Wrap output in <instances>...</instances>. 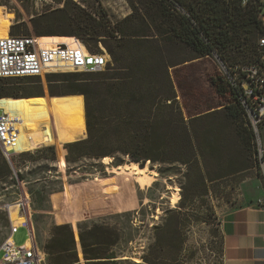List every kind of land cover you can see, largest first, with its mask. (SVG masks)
Wrapping results in <instances>:
<instances>
[{"label":"rangeland","instance_id":"rangeland-1","mask_svg":"<svg viewBox=\"0 0 264 264\" xmlns=\"http://www.w3.org/2000/svg\"><path fill=\"white\" fill-rule=\"evenodd\" d=\"M73 1L85 7L109 31L116 30L117 24L127 17H133L140 32L149 27L154 30L146 14L154 0ZM60 7L63 3L57 0H0L2 34H7V30L19 34L30 30L33 33V17L54 12ZM97 46L100 49V45ZM147 53L146 48L138 50L132 63L141 64L143 58L149 56ZM164 54L168 62L175 63L187 59L190 49L173 41L165 48ZM256 56L237 64H250ZM219 60L237 65L215 53L170 67L169 72L187 122L190 119L187 112L196 116L212 112V115L198 121L195 129L202 142L205 138L208 144L222 147V152L210 150L212 154L207 152L203 157L196 147V153L188 164L179 161L143 163L134 161L115 147L111 149L113 154L106 156L112 158L111 165L103 163L105 157H77V152L66 148L67 144L58 150V143L47 145L43 142L35 149L17 152L13 163L8 161L12 165L11 175H6V171L0 168V247L10 234V210L18 208L27 221L33 222L36 240L43 249L57 227L70 228L76 238L80 264H87L80 234L89 237L95 228L103 229L107 233L104 239L113 243L98 249L103 253H115L117 264H149L145 257L161 264H176L171 261L172 257H178L181 264H224L221 219L232 208L259 199L264 201V175L242 147L232 120L225 112H213L226 103L211 84V77L220 75ZM64 73L71 72L0 81V89L6 93L0 99L11 98L25 103L26 120L20 121L19 149L28 145L26 134L39 129L46 133L49 123L58 141L52 107L48 109L49 121L42 102L39 104V100L29 98L44 97L50 105L52 96L78 95L83 97L85 105L83 94L69 93L74 84L59 76ZM90 77L99 76L87 73L79 77L78 83ZM21 109L20 115L24 116L25 110ZM29 118L38 123L29 124ZM51 146L55 150H48ZM0 154H3L1 149ZM61 154L65 161L59 160ZM184 155L180 144L173 156L180 159ZM131 162L140 166L150 163V167L158 172V180L150 189L141 190L133 176L112 171ZM231 166L236 169L247 166V169L213 182L207 180V177L225 174ZM18 171L19 176H16ZM175 194L179 196L177 203L172 200ZM28 237L27 228L21 227L13 239L17 246H21ZM159 240L167 246L157 247ZM3 255L0 252V258ZM136 258L140 262L135 261ZM45 264H53L47 253Z\"/></svg>","mask_w":264,"mask_h":264},{"label":"trees","instance_id":"trees-1","mask_svg":"<svg viewBox=\"0 0 264 264\" xmlns=\"http://www.w3.org/2000/svg\"><path fill=\"white\" fill-rule=\"evenodd\" d=\"M57 1L63 3V7L31 19L33 33L30 30L22 34L7 30V34L3 35L35 34L51 39L77 37L93 52L99 50L97 45L101 42L111 56L112 63L104 72L89 73L90 76L99 77H90L83 83H78L79 77L87 73L59 75L69 84H74L71 85L70 94L85 96V105L83 97L78 95L52 96L50 105L44 97L29 98L28 100H39V104L42 102L49 121L48 109L52 107L58 141L49 123L46 133L39 129L26 134L29 142L27 146L23 145V151L35 149L43 142L47 145L58 143V150L67 144L66 148L73 153L77 152V157L106 158L113 154L111 149L118 147L137 162L179 161L186 164L195 155L196 147L203 157L207 152H222V147L208 144L205 138L202 142L200 133L195 129L196 123L212 115V112L198 116L187 112L190 119L188 122L185 120L169 68L215 53L232 64L253 59L258 52V39L263 33L254 10L242 7L238 0H154V4L146 10L153 24V31L150 27L145 31H138L133 17H127L117 24L116 30L109 31L82 5L73 0ZM173 41L190 49L187 59L175 63L167 61L165 48ZM143 48L147 49L149 56L143 58L141 64H133L132 58ZM211 84L218 96L223 97V101L226 100V103L221 104L223 108L213 112H225L232 120L242 147L255 163L252 134L245 125L239 107L231 104L221 73L211 77ZM5 95L0 89V98ZM21 108L25 110L24 116L20 115ZM0 109L18 115L20 121L26 120L23 100L0 99ZM32 122L38 123L29 118L28 123ZM180 144L185 155L177 159L173 153ZM48 150L55 148L51 146ZM59 160L65 161L63 154ZM11 163L0 154V168L8 176L12 174ZM245 169L247 166L242 169L231 166L225 174L210 176L207 180L213 182ZM16 176H19V171ZM89 235L87 237L80 234L86 263L117 264L118 257L115 253H103L98 249L106 244H113L104 239L107 233L95 228ZM162 243L159 240L156 246H167ZM77 249L74 232L68 227H57L54 236L44 247L53 264H80ZM144 260L149 264H161L146 257ZM171 261L181 264L178 257H172Z\"/></svg>","mask_w":264,"mask_h":264},{"label":"built area","instance_id":"built-area-1","mask_svg":"<svg viewBox=\"0 0 264 264\" xmlns=\"http://www.w3.org/2000/svg\"><path fill=\"white\" fill-rule=\"evenodd\" d=\"M244 8L257 14L263 29L257 42V57L250 64L229 65L219 60L231 98L238 106L245 125L252 134L256 167L264 175V0H238ZM0 28V79H25L41 77L53 72L100 73L112 63L111 56L99 42L100 49L91 51L77 37L65 42L46 43L45 38L35 34L3 35ZM0 114V149L5 159L12 162L19 149L21 129L17 126L20 117L4 111ZM260 202H263L260 200ZM28 206V204H27ZM32 221L14 224L11 221L9 237L0 247L4 255L0 264H45L46 253L38 244ZM21 227H26L29 237L17 246L13 237Z\"/></svg>","mask_w":264,"mask_h":264},{"label":"crops","instance_id":"crops-1","mask_svg":"<svg viewBox=\"0 0 264 264\" xmlns=\"http://www.w3.org/2000/svg\"><path fill=\"white\" fill-rule=\"evenodd\" d=\"M260 200L232 208L222 217L224 264H264V201Z\"/></svg>","mask_w":264,"mask_h":264},{"label":"bare ground","instance_id":"bare-ground-1","mask_svg":"<svg viewBox=\"0 0 264 264\" xmlns=\"http://www.w3.org/2000/svg\"><path fill=\"white\" fill-rule=\"evenodd\" d=\"M65 39L67 38L64 39L45 38L44 42L46 43L65 42L66 41ZM102 161L104 164L106 163L107 165H111L112 158L106 157L105 159H102ZM112 171L118 174H128L133 176L141 190L150 189L153 186V184L158 180L157 177L159 176L158 172H156V170L150 167V163L146 164L145 167L140 166L139 163L136 162L126 163L123 166H120L119 168H116ZM172 200L174 203H177L179 200V196L175 194ZM10 215L12 222L16 225L21 224L27 220L24 213L19 211L18 208L14 210H10ZM135 261L140 262V260H138L137 258L135 259Z\"/></svg>","mask_w":264,"mask_h":264},{"label":"water","instance_id":"water-1","mask_svg":"<svg viewBox=\"0 0 264 264\" xmlns=\"http://www.w3.org/2000/svg\"><path fill=\"white\" fill-rule=\"evenodd\" d=\"M144 166H145V164L142 167H144Z\"/></svg>","mask_w":264,"mask_h":264}]
</instances>
